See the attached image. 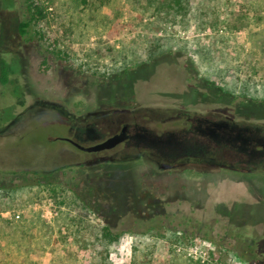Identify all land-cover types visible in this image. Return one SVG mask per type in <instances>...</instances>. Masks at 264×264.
Returning <instances> with one entry per match:
<instances>
[{
    "label": "rangeland",
    "instance_id": "obj_1",
    "mask_svg": "<svg viewBox=\"0 0 264 264\" xmlns=\"http://www.w3.org/2000/svg\"><path fill=\"white\" fill-rule=\"evenodd\" d=\"M152 1L31 0L20 36L27 5L0 0V264H264V161L65 139L124 118L264 136V0Z\"/></svg>",
    "mask_w": 264,
    "mask_h": 264
},
{
    "label": "flooded vegetation",
    "instance_id": "obj_2",
    "mask_svg": "<svg viewBox=\"0 0 264 264\" xmlns=\"http://www.w3.org/2000/svg\"><path fill=\"white\" fill-rule=\"evenodd\" d=\"M181 127L177 135L172 128L156 134L154 133L155 131H150L145 128V125H139L132 118H124V120L118 122L117 127L110 136H101L94 125L87 124L84 127H74L72 137L65 136V139L71 147L78 149L74 143L81 146L86 144L92 146L103 142L108 137L121 134L124 136L122 143L126 145L134 143L135 145L150 148L163 156L186 155L195 157L206 155L209 144L198 142L191 145L187 143L188 141H185L186 136L193 133L205 142L213 141L215 146H229L248 156L253 161H256V159L259 162L264 161V136L260 134L259 129L241 128L224 122L200 120H195L193 130L191 122H183Z\"/></svg>",
    "mask_w": 264,
    "mask_h": 264
},
{
    "label": "trees",
    "instance_id": "obj_3",
    "mask_svg": "<svg viewBox=\"0 0 264 264\" xmlns=\"http://www.w3.org/2000/svg\"><path fill=\"white\" fill-rule=\"evenodd\" d=\"M31 0H23V2L27 5L26 7V13L28 14V18L25 21H21L18 24V34L20 36H23L26 33V27L29 26V24L35 19V14H39V11L36 10V6L33 5L32 3H29ZM152 2L156 3V8L158 10H162L165 7H171L172 5L176 6L178 9L180 7V3L178 0H153ZM8 69L6 66L0 64V83L1 84H6L8 81ZM24 179V178H22ZM32 181H28V179H24V183L21 186H30V185H40L41 181L39 180L38 175L34 174L30 177ZM110 232L109 229H106V235ZM116 237L113 239L115 240ZM247 248L253 249V247L250 245H246ZM236 253L243 259L247 260L244 254L240 251H236Z\"/></svg>",
    "mask_w": 264,
    "mask_h": 264
},
{
    "label": "water",
    "instance_id": "obj_4",
    "mask_svg": "<svg viewBox=\"0 0 264 264\" xmlns=\"http://www.w3.org/2000/svg\"><path fill=\"white\" fill-rule=\"evenodd\" d=\"M124 140V136L119 134V135H113L111 137H108L105 139L103 142L84 147L79 144L74 143L75 147H77L79 150L84 151V152H100V151H105V150H111L121 144Z\"/></svg>",
    "mask_w": 264,
    "mask_h": 264
},
{
    "label": "built area",
    "instance_id": "obj_5",
    "mask_svg": "<svg viewBox=\"0 0 264 264\" xmlns=\"http://www.w3.org/2000/svg\"><path fill=\"white\" fill-rule=\"evenodd\" d=\"M18 217H19V215H18V214H15V215H14V218H15V219H16V218H18Z\"/></svg>",
    "mask_w": 264,
    "mask_h": 264
}]
</instances>
